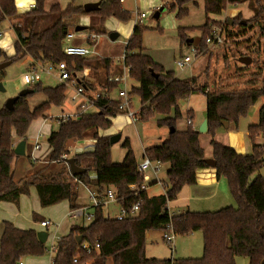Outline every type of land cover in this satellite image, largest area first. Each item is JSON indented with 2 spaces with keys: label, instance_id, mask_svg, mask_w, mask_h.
<instances>
[{
  "label": "trees",
  "instance_id": "trees-1",
  "mask_svg": "<svg viewBox=\"0 0 264 264\" xmlns=\"http://www.w3.org/2000/svg\"><path fill=\"white\" fill-rule=\"evenodd\" d=\"M45 2L33 0L32 6L12 25L15 34L13 53L6 55L0 51L2 61L8 60L11 64L25 56H29L33 63L65 61L71 74L88 68L89 74L102 88L110 90L116 87L117 83L108 81L112 65L110 58L66 55L62 51V44L65 33L74 27L72 21L78 16L88 17L86 28L94 30L96 34H105L103 24L107 18L127 21L130 12L122 7L119 0H104L91 12H85L81 5L70 2L62 8L55 1L45 8ZM196 3L197 0H173L165 3V7L179 19L188 14V4ZM243 3L250 10L247 17L239 12L232 18L224 17L229 6ZM202 5V24L177 29L180 44L185 43L188 30L199 31L198 54L206 51V38L212 37L216 28H221L228 38L232 37L234 28L243 34L258 27L261 35H264V0H202ZM17 15L16 0H0V27L5 19ZM146 29L147 26L139 22L134 24L124 45L122 64L128 68L129 78L137 82V86L130 87L129 95L139 99V120L147 122L159 115L155 124L167 128V134L160 143L145 147L142 152L150 160L168 164L164 192L148 196L142 191L138 214L121 220L105 216L103 209L96 207L91 222L86 225L71 224L67 232L59 237L52 264H77L83 261L107 264L108 259L112 264H233L235 256L247 258L248 264H264V176L257 174L251 177L264 163V145L256 143L257 137L264 141V102L259 108L258 121L247 126L251 144L249 153H240L214 139L209 140L211 159L215 161L212 168L217 177L225 178L235 205L211 212L185 211L177 214L170 213L167 208V202L176 198L182 186L196 182L198 169L209 167L203 160L200 133L191 124L193 114L190 109L185 111L186 126L182 129L176 127V121L181 117L178 102L196 92L203 94L207 120L205 134L211 138L223 127L221 121L236 128L239 120L247 116L258 99L264 101V46L260 58L255 55L251 57L250 63L255 70L250 80L253 86L208 91L204 85H197L194 76L180 78L144 53L142 33ZM3 76L2 69L0 80ZM79 81L90 89L96 88L89 80ZM28 88L32 91L18 96L10 110L4 106L0 108V202L17 204L20 196L29 195L30 187H34L41 207L63 201L68 209H73L80 205L77 186L82 184L97 191L113 187L120 205L128 208L133 202L129 185L141 184L143 177L137 170V160L128 138L121 143L125 149L121 160L115 162L110 158V135L101 134L100 131L110 128L111 118L118 114L115 102L111 100L97 102L94 112L85 113L81 110L82 104L78 105L76 111L80 114L76 120L58 119L57 128L50 131L46 140L47 164L36 167L24 179H14L13 163L19 157L13 151L14 137L25 140L31 121L42 116L50 105L60 106L67 89L63 83L43 86L41 81ZM36 93L43 94L45 100L30 109L27 99ZM82 139L93 140L94 146L90 151L71 155L74 163L83 168L82 172L71 175L67 164L70 157L61 156L67 154L72 142ZM28 149L29 145L25 144L24 156L34 165ZM33 221L39 222L40 219L34 216ZM168 223L176 234L201 231L204 254L173 259L147 257L144 252L146 232L153 229L169 231L165 228ZM37 231L32 227L20 228L4 220L0 235V264H16L20 258L44 255L46 243L39 242ZM76 236H81V242L76 241ZM83 243H88L91 248L84 249ZM74 258L77 259L75 262Z\"/></svg>",
  "mask_w": 264,
  "mask_h": 264
},
{
  "label": "rangeland",
  "instance_id": "rangeland-1",
  "mask_svg": "<svg viewBox=\"0 0 264 264\" xmlns=\"http://www.w3.org/2000/svg\"><path fill=\"white\" fill-rule=\"evenodd\" d=\"M33 1V0H32ZM60 3L61 7H65L69 2L73 5L83 6L88 0H56ZM94 2L99 0H92ZM173 1V0H171ZM170 1V2H171ZM31 0H16L17 13L18 15L13 18H7L2 23L0 27V51L4 52L6 55L13 53V43L15 40V34L12 25L19 21L21 15L25 10L30 7ZM52 2V0H46L45 8ZM161 0H123V6L130 12V19L127 21H119L113 17H109L105 20L103 27L105 29V34H98L97 47L102 48L104 52L108 54L116 61L117 58H121L124 51L125 40L131 33L136 20V16L143 12L145 18L141 19L140 24L147 26V29L142 33V45L145 50L151 53L156 59L160 61L164 69L172 70L173 73L178 77L194 76L196 78L197 85H204L208 91L221 90V89H243L250 88L252 73L255 72L251 63L248 65L241 64L237 61L239 56L248 54L250 57L255 55L256 58H260V54L263 51L264 46V35H261V31L258 27L246 30L245 33H239L236 28L233 29L232 37H227V33L222 31V42L215 45L207 46V49L202 54L197 53V43L199 41V35L196 29L188 30L186 33L188 35V41L191 43L180 44L177 36V29L180 26H196L204 22V11L201 0H197L198 5L188 4V14L182 18H175L174 12L168 11L167 9L161 8V14L154 17L155 9L158 10L160 7ZM122 5V4H121ZM229 11H226V16L232 18L239 12L243 17H247L250 14L248 7L243 4L229 6ZM237 10L236 13L235 10ZM86 16L76 17L72 23L86 24L89 19ZM75 25V24H74ZM73 29V28H70ZM92 31L86 28L84 32ZM237 31V32H236ZM110 32L118 33L117 38L111 41L108 38ZM111 41L112 46H108L107 42ZM99 48V49H100ZM98 50V49H97ZM99 51V50H98ZM243 54V55H241ZM100 55V51H99ZM182 55H188L191 58V62L185 66L179 68L175 64V60L183 57ZM260 60V59H258ZM2 61V54H0V62ZM120 59V63H121ZM31 59L29 56H25L19 61H15L8 64L4 69V76L1 78L0 82L4 88V91L0 90V108L3 107L9 97L14 96L22 87L19 83V76L30 64ZM245 66V67H244ZM120 68L115 67L112 73H120ZM89 73V71H88ZM85 80V77H82ZM41 84L43 86H54L58 84L57 80L50 75H41ZM134 84L137 86V82L133 79H127V87L130 88ZM256 85H259L256 84ZM73 86H68L65 92V99L60 106L50 105L49 108L44 112L42 116H39L31 121L26 131L25 141L28 143H33L35 138V132L37 126L41 125V132L44 134L41 140V148L39 151V157L36 158L34 167L45 165L46 155L48 152L47 137L50 131L55 130L58 126V117L62 114L72 113L74 111L75 102L70 101V95L73 93ZM45 100V96L41 93H36L28 97V106L30 109L37 106L39 103ZM263 99H258L256 103L249 109L246 117L241 118L238 122V126L235 128L233 124L228 125L227 128L222 127L216 131L213 138L210 135L200 133L199 143L203 148L204 158L211 157V147L209 144L210 139L220 142L225 146L231 148L233 141L237 139L239 142L240 153H249L251 151V144L247 136V126L252 123H256L257 119H254V110L259 108L263 104ZM187 103V104H186ZM186 103H180L181 117L176 121L177 128H184L186 115L185 111L187 108H191L194 112V122L198 120L200 116L205 114V99L202 93L196 92L189 96ZM139 99L137 96L133 98V107H139ZM83 112H94L95 107L86 106L82 110ZM259 115V109H258ZM158 116H154L147 122H142L136 113V119H130L125 114L120 113L111 118L112 125L106 130L100 131L101 134L111 132L120 135L119 139L111 144L110 158L112 161L118 162L121 160L125 149L121 146L122 141L125 138L129 139L131 148L135 154L137 162L142 159V150L145 147L156 145L160 143L167 134L166 127H158L155 124V119ZM161 137V139H159ZM19 140L14 137V144ZM20 141V140H19ZM76 142L74 141L68 148L66 154L67 157L77 153L75 149ZM79 142V141H78ZM256 143L264 145L262 138L257 137ZM16 145V144H15ZM28 145V144H27ZM82 142L78 143L77 146H81ZM31 145H29L28 152L30 153ZM70 149V150H69ZM235 149V148H234ZM27 151V150H26ZM237 151V150H236ZM37 152V151H36ZM34 155H37L34 153ZM25 156L14 160V179L18 181L19 179H24L28 176V172L34 169L31 167L30 162L27 163ZM22 162V163H21ZM24 164V169L22 171ZM30 165V167H29ZM49 165H52L49 163ZM167 166L161 165L158 176L163 181H166L165 168ZM26 169H28L26 171ZM146 173H151L147 170ZM257 174L264 176V163L259 167V169L252 174L254 177ZM162 189L159 185H150L148 187V193L157 192ZM77 192L79 193V202L83 201L84 198V188L81 184L77 186ZM14 206L13 210L2 208L0 206V232L2 229V220H12L15 219L13 212H19V217L16 222L22 224L26 227L38 228V221H33V215H42L49 217L51 220H56V228L54 230L53 238L51 235L52 229H47L48 239L46 240V246L49 245L50 241L55 242L57 238L64 235L71 224H80V219H72L67 216L68 208L65 203H57L55 205H50L47 207H41L37 199V195L32 191L30 195H22L21 200L17 204L10 203ZM230 205V204H226ZM231 205H235L234 200H232ZM111 213L117 211L116 204H113ZM19 209V211H18ZM218 209V208H217ZM23 215H21V213ZM40 218V217H39ZM37 218V220L39 219ZM45 229V228H41ZM163 232L161 229L149 230L148 236L145 238L144 252L146 256H155L159 258H176V257H200L204 254V236L199 230H192L187 234H174V240L169 246L168 243L163 239ZM50 253H46L38 258L42 264H46L49 261ZM26 263L29 262L26 260ZM107 264H112L111 260H107ZM233 264H248L247 258L243 256L233 257Z\"/></svg>",
  "mask_w": 264,
  "mask_h": 264
},
{
  "label": "built area",
  "instance_id": "built-area-1",
  "mask_svg": "<svg viewBox=\"0 0 264 264\" xmlns=\"http://www.w3.org/2000/svg\"><path fill=\"white\" fill-rule=\"evenodd\" d=\"M121 1V0H119ZM32 6V4H30ZM140 18L144 17L143 12L139 13ZM222 29L216 28L212 37L206 38L207 46L219 44L222 42ZM99 35L91 31H78L75 32L73 29H69L65 33L63 39L62 51L66 55H74L81 57L89 56H98L97 50V40ZM75 39L81 40L80 42H74ZM123 59V54L121 56ZM191 61V58L188 55H185L181 58L175 60L176 66L179 68L185 66ZM84 68L82 71L71 74L67 70V65L65 61H45V62H32L31 65L27 66V69L20 74L18 80L22 88L28 87L32 84L37 83L41 79V75H50L56 78L58 83H63L68 86H73V93L70 95V101L75 102L74 111L68 114H62L58 118L62 121L69 119H78L79 111H76V107L82 104V109L86 106H93L97 110V102L100 100H111L115 102L116 109L118 113H123L130 119H136V113H138V108L133 107V97L129 95V89L127 87L128 68L122 65V71L120 73H112L108 76L109 82L117 83V86L113 89L108 90L107 88L100 87L99 89H90L86 87L79 80L84 77ZM43 132V131H42ZM41 132V127L36 128L34 142L32 143L31 152L38 150L41 146L40 138L43 137ZM79 141V142H78ZM76 142L75 149L76 152L90 151L93 149L94 141L90 139H82ZM82 142L81 146H77L78 143ZM70 150V149H69ZM32 158L36 159L32 153ZM67 157L66 154H63L61 158ZM161 163L158 160H150L146 156H142L140 162H137V170L142 174L143 181L141 184L129 185L130 196L133 198V202L128 208H123L119 199L117 198L116 191L113 187H104L102 190L97 191L89 187H85L86 190V200L76 208L69 209L67 216L72 219H80V224H88L92 221L94 216V210L96 207H101L105 216L121 220L128 217H134L138 214L139 203L141 201V192H146L150 185H159L164 192V181L159 178L158 173L160 171ZM147 170H150V174L146 173ZM113 204L117 205V211L111 213V206ZM41 228H49L53 223L49 219H44L39 222ZM165 228L169 231L163 232V238L168 242H172L174 239V232L171 229V224L168 223L165 225ZM43 229V230H45ZM46 231V230H45ZM47 232V231H46ZM48 236L46 237V239ZM53 238V236H52ZM59 238H57L58 240ZM56 240V241H57ZM56 241H50L49 245L46 246V251L50 253V258L48 264H52L53 255L55 252ZM46 242V240H45ZM82 247L86 250L90 249L91 246L88 243H83ZM97 247V244H95ZM77 259L74 258L75 262ZM78 262V261H77ZM16 264H24L23 259L20 258ZM77 264H90V261L78 262Z\"/></svg>",
  "mask_w": 264,
  "mask_h": 264
},
{
  "label": "crops",
  "instance_id": "crops-1",
  "mask_svg": "<svg viewBox=\"0 0 264 264\" xmlns=\"http://www.w3.org/2000/svg\"><path fill=\"white\" fill-rule=\"evenodd\" d=\"M56 0H52V2H55ZM102 1H104V0H99V1H96V2H102ZM171 0H161V3H160V7L158 8V10L157 9H155L154 11H155V13H154V17L155 18H157V16H159L160 14H161V8H163V9H166V7H165V3H167V2H170ZM202 1V0H201ZM52 2H50V3H52ZM56 2H58V1H56ZM88 2H94V1H92V0H88ZM121 2V4H122V7L124 8V9H126L124 6H123V0H121L120 1ZM59 3V2H58ZM87 3V2H86ZM30 4H32V0H31V2H30ZM100 4V3H99ZM59 5H60V3H59ZM196 5H198L197 3H196ZM61 6V5H60ZM30 8V7H29ZM28 8V9H29ZM189 8V7H188ZM27 9V10H28ZM126 10H128V9H126ZM189 10V9H188ZM237 10L238 9H236L235 10V12L234 13H236L237 12ZM26 11V10H25ZM226 11L228 12L229 11V9L227 8L226 10H225V12H224V17L226 16ZM232 16H234V15H232ZM78 17H80V16H78ZM146 16H144V17H142V18H140L138 15L136 16V20L134 21V24H136L137 22H141V19H143V18H145ZM227 17V16H226ZM75 25L74 26H76V25H86V24H84V23H80V24H78V23H74ZM134 26V25H133ZM190 26H192V25H190ZM180 27H183V26H180ZM187 27V26H186ZM84 31V30H83ZM197 33L199 34V31H197ZM118 34V33H117ZM187 37H188V35H187ZM127 40V39H126ZM126 40H125V42H126ZM81 40H79V39H75L74 40V42H80ZM106 42H107V45L108 46H112V42L111 41H107L106 40ZM185 43H191V42H189L188 41V38H186V41H185ZM125 45V44H124ZM100 48V47H99ZM98 47H97V49L100 51V55H99V52H98V56H100V57H108V58H110L111 60H112V65H111V70H110V74H112V72H113V70H114V68L115 67H119L120 68V71H122V61H121V63H120V59L122 60V58H117V60L115 61L109 54H108V52H104L103 51V49H106V46L105 47H103L102 48V46H101V48L99 49ZM143 48H144V46H143ZM143 52L144 53H147V54H149L153 59H154V57H153V55L151 54V53H149V52H147L146 50H145V48L143 49ZM122 56V55H121ZM182 56H185V55H182ZM155 61H156V59H154ZM158 63H160L161 64V62L160 61H157ZM191 62V61H190ZM189 62V63H190ZM32 64V62H30V64L29 65H31ZM162 65V64H161ZM163 66V65H162ZM88 69H85L84 70V72H83V74H84V77H85V79L86 80H89L90 82H92L93 84H94V86L96 87L95 89H99L101 86L100 85H98V82H97V80H95L89 73H88ZM172 71V70H171ZM190 76V75H189ZM192 76V75H191ZM51 77H53V76H51ZM186 77H188V76H186ZM56 79V78H55ZM131 86H135L134 84H132ZM134 98V97H133ZM189 98V97H188ZM188 98H186L185 100H181V101H179L178 102V106H179V110H180V112L182 113L183 112V110L181 109V106H180V103H186V100L188 99ZM187 104V103H186ZM261 106V105H260ZM260 106H259V108H260ZM138 109H139V107H137ZM136 108V109H137ZM259 108H256V110H254L255 112H254V119L256 120L257 119V121H258V118H259V115H258V109ZM187 109H190L191 111H192V114H193V118H192V120H191V124H192V127L193 128H195V129H197L198 128V126H199V124L202 122V120L203 119H205L206 117H205V114H203L202 116H200L199 118H198V120L196 121V122H194V112H193V110L191 109V108H187ZM96 110V109H95ZM119 114V113H118ZM118 114H116V115H118ZM158 117H159V115H157ZM256 121V122H257ZM186 123H187V119L185 120V125H186ZM38 127H41V125H39V126H37V128ZM180 129V128H179ZM103 134H108V135H113V134H115V133H111V132H107V133H103ZM216 134V133H215ZM159 139H161V137H159ZM25 141V140H24ZM19 142V140H17L16 142H15V144H17ZM15 144H14V146H15ZM25 144H28V145H31V149L30 150H32V143H28L27 141H25ZM232 147H234L235 148V150H239V142L237 141V139L236 140H234L233 141V145H232ZM28 148V147H27ZM40 148H41V146L39 147V151H40ZM144 149V148H143ZM38 150H35V151H33V152H31L30 151V153H29V155H30V159L33 161V162H35V160L36 159H33L32 158V155H31V153L34 155V153H36L37 155H34V156H36V158H38L39 157V151ZM48 150V149H47ZM37 151V152H36ZM143 151V150H142ZM24 154H25V145H24ZM23 154V155H24ZM23 155H19L20 157H23ZM143 156V155H142ZM19 158V157H18ZM17 158V159H18ZM211 158V157H210ZM26 159V158H25ZM22 163V162H21ZM27 163H29L28 161H27ZM31 165V164H30ZM30 165H29V167H30ZM161 165H164V164H161ZM167 167H168V164H165ZM31 167L33 168L34 167V165H31ZM30 167V168H31ZM38 167V166H37ZM167 167L165 168V172H166V170H167ZM25 167H24V164H23V168H22V171H23V169H24ZM35 168V167H34ZM33 168V169H34ZM28 169H26V171H27ZM32 170V169H31ZM29 171L28 172V174H30L32 171ZM261 175V174H260ZM261 176H263V175H261ZM20 180V179H19ZM81 186L84 188V190H85V187H84V185H82L81 184ZM148 190V189H147ZM32 191L35 193V195H37L36 194V192H35V189H34V187H30V192H29V195L32 193ZM161 193H163V189H160L159 191H157V192H153V193H148V191H146V194L148 195V196H153V195H157V194H161ZM21 198H22V196H20V198H19V201L21 200ZM84 200L83 201H81V202H79L78 200H79V193H78V197H77V201L79 202V203H83L85 200H86V190H85V192H84ZM37 199H38V197H37ZM232 197H231V195H230V193H229V191H228V188H227V183H226V180H225V178L224 177H217L216 175H215V171H214V169L212 168V167H206V168H202V169H198L197 170V172H196V182L194 183V184H191V185H184V186H182V188L180 189V191L178 192V194H177V196H176V198L174 199V200H172V201H168L167 202V208H168V211L170 212V213H172V214H177V213H182V212H185V211H189V212H211V211H213V210H216L217 208H221V207H224V206H227L226 204H230L231 205V203H232ZM60 203H65L66 204V202H60ZM10 205H12V204H10V202H4V201H1L0 202V206L2 207V208H7V209H11V210H13V207L14 206H10ZM67 205V204H66ZM117 206V205H116ZM68 208V207H67ZM18 211H19V209H18ZM111 211H112V207H111ZM21 213V212H20ZM18 215H20L19 214V212L17 213L16 211L15 212H13V216H14V218L15 219H12V220H8V221H11L13 224H15L17 227H20V228H30V227H26V226H24V225H22V224H18L16 221L18 220V219H16V218H18L19 216ZM21 215H23L22 213H21ZM34 216H36L37 218H39L40 219V221L41 220H44V219H49L52 223H53V225L51 226V227H49V228H47V229H52L51 230V235L52 234H54V230H55V228H56V225L58 224V223H56V220H51L49 217L47 218V217H45V216H40V215H33L32 214V217H34ZM4 220H6V219H3L2 220V222L4 221ZM39 221V222H40ZM39 222H38V225H39ZM40 226V225H39ZM2 229H3V224H2ZM2 229H1V232H0V235H1V233H2ZM35 229H37V230H41V228L40 229H38V228H35ZM47 229H45L46 231H47ZM148 234H149V231H147L146 232V234H145V238L148 236ZM47 236H48V233H47ZM53 236V235H52ZM48 239V238H47ZM46 239V240H47ZM174 240V239H173ZM173 243V242H172ZM202 256V255H201ZM147 257H155V256H147ZM38 258L39 257H25V258H22L23 259V263L24 264H27L26 263V260L29 262L28 264H42L39 260H38ZM155 258H159V257H155ZM176 258H178V257H176ZM48 262L49 261H47V263L46 264H48Z\"/></svg>",
  "mask_w": 264,
  "mask_h": 264
},
{
  "label": "water",
  "instance_id": "water-1",
  "mask_svg": "<svg viewBox=\"0 0 264 264\" xmlns=\"http://www.w3.org/2000/svg\"><path fill=\"white\" fill-rule=\"evenodd\" d=\"M99 3L100 2H87L85 3L82 7H83V10L85 12H91V11H94L98 8L99 6ZM86 29V26L84 25H76L73 27V30L75 32H78V31H83ZM118 34L116 32H110L108 34V38L111 40V41H114L116 38H117ZM237 61L240 62L241 64H244V65H248L250 62H251V57L250 56H239L237 58ZM9 64V61L8 60H4V61H1L0 62V70L4 69L7 65ZM0 90L1 91H4V88L2 86V83L0 82ZM32 89L28 88V87H25V88H22L20 89L14 96L12 97H9L4 105L5 108L7 109H11L12 108V105H13V102L14 100L18 97V96H21V95H24V94H27L29 92H31ZM262 116L264 118V113H262ZM223 127L227 128L228 127V122L226 121H221ZM207 130V120L206 118L202 120V122L199 124L198 128H197V131L199 133H204L206 132ZM173 131V128L171 127L170 128V132ZM120 135L118 134H113V135H110L109 137V142L110 144L116 142L118 139H119ZM24 145H25V141L24 140H20L13 148V151H14V154L16 155H23L24 154ZM204 162L210 166V167H214L215 165V161L211 158H204L203 159ZM67 164H68V168H69V172L71 175H75L77 173H80L83 171V168L77 166L75 163H74V158L73 157H70L68 158L67 160ZM36 235H37V239L39 240V242L41 243H44L45 240H46V237H47V232L43 229L41 230H38L36 232ZM76 241L79 243L81 242V236H76L75 237Z\"/></svg>",
  "mask_w": 264,
  "mask_h": 264
}]
</instances>
